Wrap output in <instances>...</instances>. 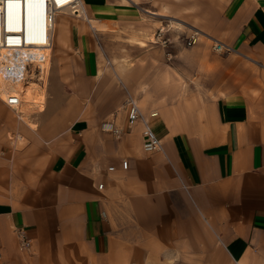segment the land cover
Instances as JSON below:
<instances>
[{"label": "crops", "instance_id": "1", "mask_svg": "<svg viewBox=\"0 0 264 264\" xmlns=\"http://www.w3.org/2000/svg\"><path fill=\"white\" fill-rule=\"evenodd\" d=\"M152 1L84 0L99 31L60 18L44 109L0 98V264H264V0ZM176 17L245 59L185 48ZM116 31L159 65L111 54ZM128 95L162 150L128 126Z\"/></svg>", "mask_w": 264, "mask_h": 264}, {"label": "built area", "instance_id": "2", "mask_svg": "<svg viewBox=\"0 0 264 264\" xmlns=\"http://www.w3.org/2000/svg\"><path fill=\"white\" fill-rule=\"evenodd\" d=\"M77 0H0V48H7L15 54L19 55V50L27 47L50 48L52 45L53 23L56 13L64 9H76ZM165 33L159 30L156 34V42L166 46L169 42L164 37ZM199 36L197 33L187 38V45L194 46L197 44ZM212 50L216 53H234L232 47L215 39L211 41ZM24 73L38 74L36 68L26 65L22 67V76ZM31 78V76H27ZM10 108H16L14 105L18 103L16 98L10 97V101L3 100ZM123 108L128 111L127 124L132 126L137 122L142 123L143 142L142 148L146 153H152L162 150V141L152 130L149 120L142 113L137 101L128 95ZM105 132L112 133L119 137L123 131L121 126L114 122H104L101 126ZM128 162H123V168L127 169ZM103 185H99L102 189ZM16 237L18 239L19 250L22 253H29L32 248V241L28 237L24 229H17Z\"/></svg>", "mask_w": 264, "mask_h": 264}, {"label": "bare ground", "instance_id": "3", "mask_svg": "<svg viewBox=\"0 0 264 264\" xmlns=\"http://www.w3.org/2000/svg\"><path fill=\"white\" fill-rule=\"evenodd\" d=\"M129 1H131L133 4H138V0ZM77 3L76 9H64L59 10L56 13L53 23V41L50 48H22L19 50L20 52L18 57L15 56L13 53L14 51L7 48H0V98L5 101H10V97L16 98L18 101V103L14 105L16 110L28 113L29 111L35 109L36 111H41L44 109L46 102V84L48 81V72L51 65L56 38L59 34L60 39L62 33L67 30V25H61L59 23V18L64 17L73 18L80 21H87L88 24H92V27H90L94 31H99L98 25L93 22V19L89 15V11L84 0H77ZM145 11L147 13L156 14L149 9H145ZM176 23L184 26L181 22L176 21ZM191 27L194 29L193 32L197 33L198 36L200 35L201 37H205L209 41L215 40L208 33L199 30L194 26ZM148 39L153 41L154 34ZM140 45L145 47L146 42L140 41ZM26 65L36 68L38 74L36 75L35 73H32L29 75L24 73V77H21L22 67ZM118 74L121 77L123 76L119 72ZM27 76H31V78H27Z\"/></svg>", "mask_w": 264, "mask_h": 264}, {"label": "rangeland", "instance_id": "4", "mask_svg": "<svg viewBox=\"0 0 264 264\" xmlns=\"http://www.w3.org/2000/svg\"><path fill=\"white\" fill-rule=\"evenodd\" d=\"M142 1V0H141ZM147 2H153L152 0H145ZM201 1V0H199ZM151 11V10H150ZM142 12V11H141ZM153 12V11H152ZM144 14V13H143ZM145 15V14H144ZM148 16V15H146ZM63 18V17H61ZM159 20H161V22H163V24L165 25H170V20H172V18H159ZM176 20H180L179 22H181L184 27H182L181 29H177L175 26V24H173L174 26L172 27V30H170L168 32V34L170 35H174V39H177L178 41L182 42L184 44V47L185 48H192V47H195L196 45L194 46H188L187 45V38L192 34L193 32V28L191 26H195L193 23H191L190 21H187L183 18H180V17H176ZM183 20V21H182ZM59 23L62 25L61 23V19L59 18ZM197 26H195L196 28ZM192 28V29H191ZM170 29V28H169ZM191 29V30H190ZM198 29V27H197ZM200 30V29H199ZM159 31V30H158ZM157 31V32H158ZM156 33V32H154ZM94 34V38L97 42V45H99V36L97 37V35L95 33ZM152 36V35H151ZM150 36V37H151ZM149 37V38H150ZM200 41L204 40L203 42H201L199 45L201 44H206L208 47H209V50L214 53V54H217V55H221V56H224V57H227V56H240L242 57L241 55L237 54V53H231V54H226V53H216L212 50V43L211 41H209L207 38L205 37H201L199 35V39ZM150 42H153L155 43V35H154V39L153 41L152 40H149ZM106 43L107 45L109 46V52L115 56H125L126 57V60H129L130 62H133V61H138L140 63H145L147 61H150L151 63H153L154 65H159V62H154V60H152L151 56L149 53H146L145 50L146 49H143V48H140L137 44H136V41H134V39L132 38L131 39V35H129L127 32L125 31H116L114 33H112L111 36H109L107 39H106ZM146 46H147V43H146ZM145 52L146 55H148V57L146 58H143V57H137V58H129V56H132L131 53H137L139 55H143ZM243 59H245L244 57H242ZM108 60V59H107ZM105 59V62L107 63L108 65V61ZM167 64H171L170 61L167 62ZM186 93H189V94H192V91L190 90V87L187 88V91ZM196 93V91H194V94Z\"/></svg>", "mask_w": 264, "mask_h": 264}, {"label": "snow or ice", "instance_id": "5", "mask_svg": "<svg viewBox=\"0 0 264 264\" xmlns=\"http://www.w3.org/2000/svg\"><path fill=\"white\" fill-rule=\"evenodd\" d=\"M10 2H12V0H10ZM15 2H19V0H15Z\"/></svg>", "mask_w": 264, "mask_h": 264}]
</instances>
